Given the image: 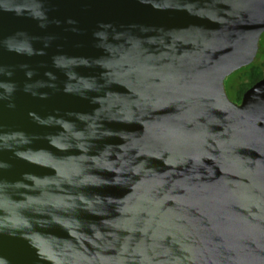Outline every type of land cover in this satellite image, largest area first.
<instances>
[{
    "label": "water",
    "instance_id": "obj_1",
    "mask_svg": "<svg viewBox=\"0 0 264 264\" xmlns=\"http://www.w3.org/2000/svg\"><path fill=\"white\" fill-rule=\"evenodd\" d=\"M264 0H0V264H264Z\"/></svg>",
    "mask_w": 264,
    "mask_h": 264
},
{
    "label": "rangeland",
    "instance_id": "obj_2",
    "mask_svg": "<svg viewBox=\"0 0 264 264\" xmlns=\"http://www.w3.org/2000/svg\"><path fill=\"white\" fill-rule=\"evenodd\" d=\"M254 67L258 69L259 71L258 75H262L264 73V33L262 34L260 41H259V51H258L257 60L254 63ZM240 73L241 72L238 70L232 74L233 76L232 75L229 76L227 78V81L225 80V89H226V93L229 99H235V96H236L235 90L237 88L242 90L245 86H247L246 84L247 82L239 86L237 76Z\"/></svg>",
    "mask_w": 264,
    "mask_h": 264
},
{
    "label": "trees",
    "instance_id": "obj_3",
    "mask_svg": "<svg viewBox=\"0 0 264 264\" xmlns=\"http://www.w3.org/2000/svg\"><path fill=\"white\" fill-rule=\"evenodd\" d=\"M257 56H258V54H257ZM257 56L255 58L256 60H257ZM256 60H254V62L251 63L252 65L250 64V65H248L246 67H243V68L239 69V71L241 73L238 74V76L236 75L237 78H238V84H239V86H241L243 83L247 82L246 83L247 86H245L242 90L237 88L236 95H237V93L244 92L245 90L250 88L252 85H254L256 82H258L260 79H262L264 77V73L262 75H258V73H259L258 69L256 67H254V63H255Z\"/></svg>",
    "mask_w": 264,
    "mask_h": 264
},
{
    "label": "flooded vegetation",
    "instance_id": "obj_4",
    "mask_svg": "<svg viewBox=\"0 0 264 264\" xmlns=\"http://www.w3.org/2000/svg\"><path fill=\"white\" fill-rule=\"evenodd\" d=\"M231 76V75H230ZM228 78V77H227ZM227 78H226V81H227ZM226 90V89H225ZM246 91V90H245ZM244 91V92H245ZM235 92H237V89L235 90ZM237 93V95L235 96V99H230L231 101H233L234 103H237V104H240L241 101H242V96H243V93ZM228 96V95H227Z\"/></svg>",
    "mask_w": 264,
    "mask_h": 264
}]
</instances>
